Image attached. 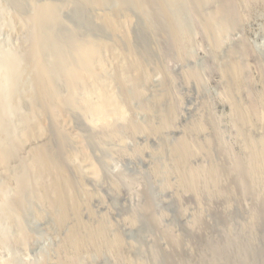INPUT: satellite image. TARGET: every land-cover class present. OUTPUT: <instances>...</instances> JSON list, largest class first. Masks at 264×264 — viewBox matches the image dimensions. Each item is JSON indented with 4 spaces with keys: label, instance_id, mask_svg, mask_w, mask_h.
<instances>
[{
    "label": "rangeland",
    "instance_id": "obj_1",
    "mask_svg": "<svg viewBox=\"0 0 264 264\" xmlns=\"http://www.w3.org/2000/svg\"><path fill=\"white\" fill-rule=\"evenodd\" d=\"M216 1L213 0L203 5L199 10H194L183 1H178L175 4L168 3L171 5L168 6L170 15L175 20L177 27L188 32L191 36L190 43L185 47L186 55L181 53L182 57L184 56L183 59L181 56L178 57L179 52L175 51L171 43L168 25L163 19L162 12L157 8V4L147 5L148 8L146 6L143 12H139L130 0H107L103 7L104 10H110V8L122 4L120 6H123L126 12L129 11L127 13L133 22L129 26L133 39L132 44H134L138 56H143L142 60L148 66L147 68H151L149 69L150 81L140 85L143 96L140 97L141 99L139 98L140 100L135 98V101L132 100L127 105V117L135 124L158 123L161 119L159 116L161 111L165 113L171 105L174 108L173 118L165 127L166 129L160 130L161 132L159 131L155 135L131 134L126 128L121 127L122 121L118 120L116 123L119 125V127L117 125L119 136L113 139L94 133L79 111L75 110L71 113L73 129L82 135L92 161L97 166L100 165L98 167L99 176L93 177L90 173H83L82 176L85 188L93 195L90 205L94 212L93 217L89 218V223L93 220L91 225L96 224L99 220L101 221L103 216V219L106 217L105 224L108 223L107 225H112L111 227L115 230H119L117 232L120 233V236L122 235L121 238L126 246L130 247L127 249L128 259L132 260L131 264H232L235 259L238 261L244 258L243 255H246L248 209L252 208V204L254 206L255 202L249 197L242 199L232 197L230 205L225 208L219 197H209L208 193L212 192V185H214L212 179L215 177L210 175L207 167L212 163L221 165L226 159V156L222 154L224 151V153L227 151L226 154L229 155L232 163L242 162L243 157L249 156V147L245 149L246 151L244 150L247 143L259 138L256 137L259 136L256 131L242 129L233 122L228 95L226 96L227 81L223 79L222 74L226 64L230 61V56H228L230 51L245 50V57L242 59L246 64L243 73L245 87L243 86L244 88H240L239 91L235 88L237 91H235L234 97L237 103H242L241 105L247 107L264 105V3L257 1L249 7H246L242 2L238 4L237 12L240 17H234L232 23L219 31L223 35L218 36V33L217 38H219L220 44L215 50L210 45V41H212L210 39H216V35L213 37L205 34L201 18L202 15H207L216 9ZM44 3L54 9L57 8L54 14L56 15L55 19L46 26L47 42L42 49V57L44 60L48 59L45 60L46 63L49 62L47 65H56V60L60 55L73 60L71 54L76 47V42L110 40L109 34L96 19L99 9L96 10L88 3L83 4L80 0H0V73L6 69L9 70L8 68H11L9 66L14 64L13 68L17 76L14 78L17 79V82L14 80L12 82L9 80L10 76L3 75L7 82L5 81V85H0V91L3 92L2 98L0 97V135L9 145L16 137H19L21 128L25 125L24 116L30 110V94L34 90V83L32 74L28 71V64L37 37V26L34 22V24L32 23V17L35 15L37 7ZM207 37L210 39L207 40ZM55 54L58 55L55 56ZM52 56H55L56 59ZM24 68L25 70L22 71ZM9 71L14 72V70ZM187 73H199L201 85H198L199 82L196 81L190 83L191 81L187 80ZM57 77H60L56 83L57 89L60 93H65L60 74H57ZM195 82L196 84H194ZM166 89L171 94L172 102L163 100L157 105L153 104L152 98L163 93ZM115 90L122 97L119 89ZM150 103H152L151 106ZM3 114L4 116H2ZM199 119L207 126L205 131L207 133L200 137L190 136L192 122ZM215 130L221 142L217 140ZM240 130L246 131L245 134L239 135ZM95 135L96 137H94ZM184 137L194 141L208 138L212 143V148L211 154L200 153L189 156L187 166L189 170L198 175L196 178L190 177L194 181L193 184L196 183L195 186L198 184L197 199L193 201V199L184 198L181 203L176 200L175 194L164 186V182H166L164 179L175 183L179 173H183L182 166V170L178 173L172 172L175 169L172 153L173 147L179 146ZM216 143L219 144L215 145ZM143 150L146 152H142ZM245 152L248 154L246 155ZM141 153L143 154L141 155ZM21 161L11 160L10 171L15 175L12 178L0 174V260L10 264H47V261L61 255L59 252L60 240L64 238L68 227L59 226L54 215L38 204L31 184L23 182V186H25L23 187L22 181H18L23 177L16 176L20 168L22 169ZM251 163L259 171L260 164L255 161ZM156 167L159 171L155 172L153 168ZM21 171L24 173L26 168L24 167ZM222 175L220 183L233 186L230 178ZM257 180H260V183L256 185L257 193L264 196V176H259ZM203 182L204 184L201 185ZM19 189L24 191V194L18 192ZM16 194L17 196L22 195L23 198L18 209L10 203L15 201ZM3 197L8 202L6 205L1 199ZM37 205L40 206L37 208ZM146 205H150L152 208ZM4 206H6L5 209ZM39 209L43 214L41 219L37 215ZM4 211L10 212L11 218L8 215H3ZM153 217H156L159 222L151 221ZM205 220L207 221L204 222ZM162 231L165 235H162ZM166 234L177 236L181 243L174 246L166 238ZM58 237L60 238L57 239ZM4 239L5 243L2 242ZM104 244L100 248L90 245L80 249L81 255H78V264H118L117 262L126 264L125 258L121 254L119 257L111 251L108 242ZM240 253L243 254L241 257H239Z\"/></svg>",
    "mask_w": 264,
    "mask_h": 264
},
{
    "label": "bare ground",
    "instance_id": "obj_2",
    "mask_svg": "<svg viewBox=\"0 0 264 264\" xmlns=\"http://www.w3.org/2000/svg\"><path fill=\"white\" fill-rule=\"evenodd\" d=\"M80 1L83 2V4L88 3L93 8H96V10L99 9L98 14L96 13L97 14L96 19L109 34L110 40H105L103 38L104 40H98V41L89 40L85 43L76 42V47L71 54V57L73 58L74 61L72 59L70 60V57L60 55L58 57V60H56L55 63L56 65L54 64H53L54 66L47 65L49 62L47 61L48 63H46L45 60L48 59L45 58L44 60L42 57V49L44 48L47 42L46 26L48 25L49 22L55 19L56 15L54 14L57 8L54 9L53 7H50L49 4L47 5L45 3L40 4L37 7V11L35 15L32 17L33 18L32 23L34 22L37 26L36 45L34 42L33 45L35 46L34 51L32 52L28 64V71L32 74L31 76L33 78L32 80L34 83V90L30 94V102H31L30 110L28 111L27 115L24 116L25 125L23 128H21L22 130L21 133L19 134V137H16L14 141H12L11 145L7 144V142H5L6 140L4 139V137L0 135V174L2 176H8L9 178H12L15 175L12 174L10 171L11 160L12 159L18 161L22 160L20 162V165L22 166V169L25 167L26 171L23 173L21 171L22 169L20 168L16 176H23V177L22 180L20 179L18 181H22L21 182L22 186L24 185L23 182L25 184H27V182L31 184L32 189H34V194L37 197L35 200L38 202V204L42 205L44 208L47 209V211L50 214L54 215L53 217L55 218L59 226L68 227L64 235V238L60 240L59 252L61 255L59 257L57 256L52 260L47 261L48 262L47 264H78L79 259L77 260V258L78 255L80 254L79 253V251H81L80 249H83L84 247L90 245H96L99 246L100 248V246L101 245L104 246L105 245L104 243L106 242L110 244L111 247L110 249H112L111 251H113L114 254L118 255L119 257L121 254L125 258L126 264H131L132 260L128 259L129 256L127 249L128 246H126L124 240L121 238L122 235L120 236V233L117 232L119 230H115L113 227H111L112 225L111 226L107 225L108 223L105 224V221L107 220L104 219H106V217L103 219L104 217L103 216L101 218V221L99 220L96 224L91 225L93 220L91 223H89L90 220L89 218L93 217V212H94L92 211L90 205V200L91 198H93V195L85 188L83 181L84 179L82 176L84 175L83 173H88V174L90 173L91 176L93 177L99 176L98 167L100 165L97 166L95 162L92 161V158L89 154L88 148L86 147V143L82 135L76 132L75 129H73L71 125L72 123L71 113L75 110L79 111V113L85 118V120L87 121L90 128L94 131V133L96 134L99 133V135L101 134L102 136L108 139H113L119 136V131L117 130L118 124L116 123L118 120L122 121L121 127H123L124 129L126 128L131 134L141 135L147 133L149 135H155L162 128L164 129L169 124V121L174 116V111H173L174 108L171 105L168 110L166 109L167 111L165 113L161 111L160 115L158 114L161 118L160 122L158 123L151 122L146 125H143L141 123L135 124L134 121L130 120L129 117H127L128 116L126 114L128 112L127 105L135 98L139 99L141 96H143V92L142 89L140 88V85H142V83H148L150 81V76H151V73L149 71V69L151 68L149 69L147 68L148 66H146L145 62H143L142 60L143 56L142 57L140 55L138 56L137 54L138 52L136 53V50L134 49L133 46L134 44H132L133 39L131 37V33H130L131 31L129 27L130 23L132 22V18L127 13L129 11L126 12L125 8L123 6H120L122 4L112 9L110 8V10H104L103 7L106 5L105 3L107 2V0H80ZM130 1L134 3L135 7L139 12L141 11L143 12V10H145V7L147 5L149 6V4L151 5L152 3H155V5L157 4V8L160 9V11L162 12L161 14H163L162 16H164L163 19L166 21L165 23L168 25L169 34H170L169 38H171L172 41L171 43L173 44L175 51L177 50V52H179L178 57L180 58V56L182 57L181 53H184V55H186L185 47L186 44L190 43L191 36L189 35L188 32L182 31L177 27V25L175 24V20L172 18V15H170L171 12L168 6L171 5L168 3L170 2L175 4L178 1L179 2L183 1V3H185L189 7H192L194 10H199L203 5L208 4L213 0H130ZM257 1L264 3V0H217L216 9H214L209 14L207 13V15L206 14L202 15L201 20L205 34H207L208 36L216 35L215 36L216 39H210L207 37V40L208 39L212 40V41L209 40L211 42L209 43L211 47H213V49L215 50L218 49V46L220 44L218 42L219 38H217L219 31L222 30L223 28H226V25L232 23L231 21L234 19V17L235 18L240 17V15L237 12L238 4L242 2V4H244L246 7H249L253 3H257ZM56 14L58 15V13ZM41 30H43L42 34H41ZM220 35L223 34L219 33L218 36ZM46 47L50 48L49 46ZM245 52H246L245 50L230 51L229 53L230 55H228L230 56V61L229 62L227 61L228 64H226L222 75H223V79L227 81L226 85L228 87V91L226 96L228 95V103L231 106V117L233 122L242 129H246V130L249 129V131L253 130V132L256 131L257 133H259V136L256 137L259 138L258 139L254 138L256 139L255 141H252L251 143H247L248 145L245 146L244 150L249 147L248 150L249 156L243 157L242 162L232 163L229 155L226 154L227 151L226 153H224L225 152L224 151L222 152V154L226 156V159L223 163H221V165L218 166L215 163H212L210 164L209 167H207V170L209 171L210 175H212V177H215L214 179H212V182L214 184L212 185V190L209 188L212 192L211 193L209 192L208 195L209 197H215V196L219 197L224 203L225 208H227L230 205L229 202L231 201L230 199L232 197H238L240 199L244 197H249L255 202L254 206L252 204V208L248 209L247 232H246L247 249H245L246 255L240 253L241 255L239 257L243 255L244 258L239 259L238 261L235 259L232 264H264V196H261L259 193H257L258 190L256 188V185L260 183V180H257L258 177L264 176V137H263L264 136L263 134L264 105L259 104L260 105L259 107H255V106L247 107L246 105H241L242 103L241 104L239 102L237 103L234 97V93L235 91H237L236 89H238L239 91V89L245 85L244 82L245 80L243 79L244 76L243 73L246 68V64L242 60L245 57L244 56ZM50 55L52 54L50 53ZM57 55L55 54V56ZM55 56L52 57L55 58ZM183 58L184 56L181 59ZM9 67L11 68L8 69L14 70V72L11 73L7 69H6L7 73L5 72L6 70L1 71L0 85H5L6 80L3 77V75L6 76V74L7 76H10L9 80H12V82L13 80L14 81L17 80L14 79L17 77L15 74V69L13 68L14 64H11ZM24 70L25 68L22 71ZM57 74H60L61 76L62 86L63 88L65 87L64 88L65 93H60L57 89L56 83L59 81L58 78L60 79V77H57ZM187 74H188L187 80L191 81L190 83L196 81L199 82L197 83L198 85L200 84L201 77L199 73H193V74L187 73ZM16 82L15 84H17ZM196 82L194 84H196ZM164 87L166 88V86ZM116 88L119 89L122 97L117 94L118 91L115 90ZM2 94L3 92L0 91V97L2 96ZM170 95L171 94L169 90L166 89L163 93L155 95L152 98V103L157 105L163 100L171 101ZM152 103H150V106ZM130 106L133 107L132 105ZM2 116H4V114ZM190 127H191L190 136L196 135L194 137L197 136L200 137L201 135H205L207 133L205 132L207 126L201 119L193 121L192 126ZM12 132H14V130H12ZM244 132L243 130L242 131L240 130L238 134L240 135L241 133L243 134ZM215 134L217 136V140L221 142L220 137L217 135V132ZM247 134L249 135V133ZM94 137H96V135ZM188 139H190L189 136ZM188 139L187 137H184V139L181 140L179 146L176 145L174 147L172 146L174 149L172 156L175 163L174 165L175 169L172 172L173 173L175 172L174 174H176L180 170L184 169L183 173L182 174L179 173L178 179L176 180L175 183L169 182L168 180L164 179L166 181L164 182V186L167 187L169 191L174 193L177 198L176 200H179L181 203H182L181 200L184 198L193 199V201L197 199L198 184L195 186L196 183L193 184L194 181H192L190 177L196 178V176L198 175L192 170H189L187 166L189 156L198 155L200 153L205 155L211 154V148H212V143L209 141L208 138L207 139L204 138L202 141H198V140L194 141L192 139L191 140ZM217 144L219 143H216L215 145ZM144 151L146 152V150H143L142 152ZM228 151L231 150L228 149ZM245 153L246 155L248 154L247 152ZM142 154L143 153H141V155ZM254 161L260 164L259 171H257L256 168L252 165L251 162ZM157 167L153 168V170L155 169V172L159 171L158 168L160 166L158 168ZM222 174H224L226 178L227 176L230 178L231 182L233 183V186L220 183L219 180L221 179V176H223ZM202 184H204V182L201 183V185ZM28 186L27 188H29ZM183 187H188V188L184 189ZM18 192L24 194V191H21V189H19ZM4 195L6 194L4 193ZM16 196H15L16 199H14L15 201H11L10 203H12V205L17 208L23 202V198L22 195H18L17 197ZM1 199L4 201L5 205L6 203H8L6 202L4 197ZM40 205H37L36 207L38 208V206ZM148 207L152 208V206L150 205ZM3 208L5 209L6 206H4ZM2 214L6 216L8 215L9 218H11L10 212L4 211ZM37 215L38 218L41 219L43 214L40 209L39 211H37ZM83 216H86L87 218ZM194 216L196 217V215ZM185 217L187 216L185 215ZM153 220L154 222H156L157 221L156 217H153L151 221ZM206 221L207 220H205L204 222ZM53 222L55 223L54 220ZM163 234L164 232L162 231V235ZM59 238L60 237H58L57 239ZM166 238L174 246H177L179 243H181L180 242L181 240L177 236L166 234ZM2 242L5 243L6 240L4 239ZM128 248L130 249V247ZM92 249L94 250L96 248H92ZM95 251L97 253V250ZM237 257L238 255L236 256V258ZM117 263L119 264V262ZM0 264H10V263L0 260Z\"/></svg>",
    "mask_w": 264,
    "mask_h": 264
}]
</instances>
